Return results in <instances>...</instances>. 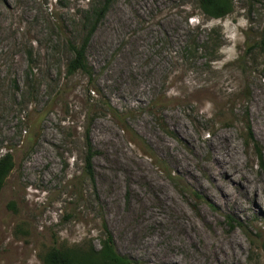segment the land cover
<instances>
[{"label": "rangeland", "instance_id": "374dc122", "mask_svg": "<svg viewBox=\"0 0 264 264\" xmlns=\"http://www.w3.org/2000/svg\"><path fill=\"white\" fill-rule=\"evenodd\" d=\"M101 1L0 0V264L104 221L134 264H264V0H113L69 74Z\"/></svg>", "mask_w": 264, "mask_h": 264}, {"label": "trees", "instance_id": "16d2710c", "mask_svg": "<svg viewBox=\"0 0 264 264\" xmlns=\"http://www.w3.org/2000/svg\"><path fill=\"white\" fill-rule=\"evenodd\" d=\"M113 0H102L99 5L92 6L90 12V19L88 23V32L84 39V42L78 47L71 44L70 48L73 51L74 57L68 66V73L73 74L77 71H82L87 75L91 74V67L86 60V49L88 41L97 29L99 23L105 17L107 10ZM200 6L203 12L212 18H223L231 14L234 11L235 5L233 0H200ZM264 44V41L262 42ZM257 45V44H256ZM258 47V45L256 46ZM255 46L253 47L256 48ZM249 112L247 113L248 116ZM246 127L249 134V139L252 140L255 149L257 150L258 157L260 159V165L263 166V154L258 146L255 135L250 124V121L246 122ZM87 154L85 156V173L89 177H93V156L97 153L95 151L91 139L87 137ZM14 157L13 154L7 152L0 156V193L5 185L7 177L14 169ZM232 222L237 226L244 229V225L230 217ZM104 227L105 237L101 242V248L96 249L92 243L87 246L83 245H62L52 246L42 256L44 264H134L131 259L119 253L115 246L113 234L108 229L107 223H102ZM250 239L253 238L249 235Z\"/></svg>", "mask_w": 264, "mask_h": 264}, {"label": "bare ground", "instance_id": "6f19581e", "mask_svg": "<svg viewBox=\"0 0 264 264\" xmlns=\"http://www.w3.org/2000/svg\"><path fill=\"white\" fill-rule=\"evenodd\" d=\"M230 178V177H229ZM246 188V187H245Z\"/></svg>", "mask_w": 264, "mask_h": 264}]
</instances>
